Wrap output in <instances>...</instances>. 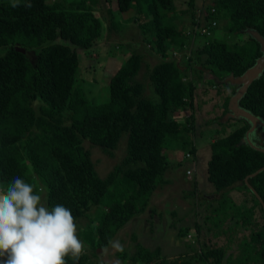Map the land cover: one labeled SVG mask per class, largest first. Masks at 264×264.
<instances>
[{
	"label": "trees",
	"instance_id": "obj_1",
	"mask_svg": "<svg viewBox=\"0 0 264 264\" xmlns=\"http://www.w3.org/2000/svg\"><path fill=\"white\" fill-rule=\"evenodd\" d=\"M114 1L116 9L107 10L110 25L122 28L119 17L133 11L143 47L149 43L161 58L148 71L157 101L145 96L138 78L143 52H129L110 76L101 102L88 97L82 87L87 81H78L77 49L90 53L103 33L104 22L94 9L97 0H19L15 8L14 0H0V189L20 176L49 208L63 204L76 222L87 216L79 235L91 254L84 251L79 264H93L97 248L108 246L120 228L149 206L173 159L180 165V153L194 156L196 147L188 135L194 115L183 120L174 114L193 106L195 87L202 81L218 88L220 78L244 73L261 55L259 42L245 30L255 29L264 37V0H213L207 8L209 18L216 20L210 35L194 32L193 0L186 10L177 9L175 0ZM30 50L35 51L34 60ZM177 52H183L181 60L169 57ZM232 93L233 88L225 96L222 115ZM239 106L264 119V69L248 85ZM236 121L233 130L212 141L207 180L217 196L204 201L212 208L210 222L215 214L216 225L229 219L236 229H248V235L226 254L229 245H194L195 239L188 246L191 254L169 259L160 246L136 241L131 251L125 247L118 252L122 258L136 264H264V207L244 180L264 166V152L240 143L249 123ZM123 134L124 156L101 177L83 140L112 156ZM248 182L264 204V170ZM231 189L250 196L237 203ZM177 230L179 238L190 235L187 225Z\"/></svg>",
	"mask_w": 264,
	"mask_h": 264
},
{
	"label": "rangeland",
	"instance_id": "obj_2",
	"mask_svg": "<svg viewBox=\"0 0 264 264\" xmlns=\"http://www.w3.org/2000/svg\"><path fill=\"white\" fill-rule=\"evenodd\" d=\"M188 1L175 0L176 8L179 10L188 9ZM212 3L213 0H193L192 9L195 21L199 19V15L200 17L204 15L205 20L210 19L207 8ZM116 7L114 0H97L94 4L95 11L104 22H102L103 33L100 38L93 42L90 53L86 54L82 48L77 49L80 59L77 79L78 81L80 79L87 81V85L83 84L82 87L86 90L88 97L95 102H101L107 97L110 76L129 55V52H143L144 56L138 78L143 81L145 96L157 101L158 96L148 78V71L161 58L150 50L149 43L143 47L139 28L132 17L133 11L125 12L119 17V25L123 24L122 28L115 29L114 26L110 25L107 10L108 8L113 10ZM205 20L202 19L198 22V28L205 24ZM185 23L186 25L191 23L187 14H185ZM195 39L201 42V38L197 34ZM196 40H194V44ZM124 45L126 50L122 49ZM185 52H189V48ZM28 54L29 58L34 60L35 51L30 50ZM181 55H183V52H177L176 55L169 54V57L172 59L171 56H174L177 60H181ZM205 76L210 78L208 75ZM205 83L200 81L195 87L193 106L184 107L183 110L174 114L175 117L183 120L191 113L194 115L193 128L188 133L196 147L194 156L191 154L189 158H185L180 153V165H177L178 162L173 159V163L169 165L164 173L165 181L153 191L149 206L130 219L116 232L111 240L119 241L123 248L126 247L129 251L134 248L135 242L139 241L150 248L160 246L163 257L172 259L187 254V252L191 254L192 251L188 246L193 244L196 239L194 245L206 243L209 247H223L225 249L229 245L226 254L235 250L237 242H239L238 239H242L249 233L248 229H243L239 225L236 229L234 227L235 223L231 224L229 219H226L224 223L220 222V226H218L214 222L219 220V217L215 214L212 215V222L208 218L212 208L207 206L204 200H213L217 196L213 185L207 180V162L211 156V144L216 138L227 135L239 123L232 120L231 117L226 118V114L222 115V104L225 96L232 91V85L218 83L217 88L211 86L208 82L207 85ZM125 143L126 134H123L112 156H109L101 147L94 145L89 140H83L82 144L89 151L97 173L104 177L113 165L124 156ZM183 153L185 155L184 151ZM187 170H189V173ZM192 191L196 192L193 196L189 193ZM229 195L237 203L239 201L244 202L245 198L250 196L244 190L238 191L235 189H231ZM43 202L45 203L44 199ZM212 204L216 205V201ZM89 213L92 215L91 212ZM260 218L259 216L258 219L260 220ZM214 219L217 220L214 221ZM88 220L89 218L86 216L76 222L78 226L77 235L81 241L79 232ZM195 224L199 225V232L196 231ZM185 225L189 226L188 234L190 235L179 238L177 229ZM215 232H218V235H215ZM230 237H234L231 243L229 242ZM96 251L97 254L92 259L93 264H117V262L118 264H136L122 258L118 253L119 251L114 249L111 244L106 247H99ZM85 252L91 254V250L86 246ZM224 262V260H221L220 264H225ZM150 264H153V262Z\"/></svg>",
	"mask_w": 264,
	"mask_h": 264
},
{
	"label": "clouds",
	"instance_id": "obj_3",
	"mask_svg": "<svg viewBox=\"0 0 264 264\" xmlns=\"http://www.w3.org/2000/svg\"><path fill=\"white\" fill-rule=\"evenodd\" d=\"M18 3L14 0L12 7ZM252 132L240 143L250 145ZM257 147L253 148L264 152V146ZM187 154L185 158L190 157ZM77 229L71 209L63 204L49 208L34 186L20 176L13 177L6 189H0V264H67L68 259L79 264L85 246ZM110 244L117 251L124 250L119 241Z\"/></svg>",
	"mask_w": 264,
	"mask_h": 264
},
{
	"label": "water",
	"instance_id": "obj_4",
	"mask_svg": "<svg viewBox=\"0 0 264 264\" xmlns=\"http://www.w3.org/2000/svg\"><path fill=\"white\" fill-rule=\"evenodd\" d=\"M249 35L254 37L260 44V51L261 55L256 59L254 65L249 67L244 71V73L240 75H233L230 73L229 75L224 76L222 79H220V82L224 84H230L232 86L236 87V91L232 97H230L228 102V112L226 113V118L228 116L230 117H243L245 120H247L251 127L246 131V135L244 139L241 141L248 140V133L252 132L254 130V127L256 124L262 125L264 127V121L260 119L259 117L253 115L250 111L246 110L245 108L239 106V99L242 97V95L245 93L248 85L258 76L261 74V72L264 69V37L255 29L248 28L245 30ZM17 50L24 52L25 49L21 47H17ZM252 147L258 148L256 145L250 144ZM264 170V166L258 168L254 172L248 174L244 180L248 186V188L256 195V197L259 199V201L262 203L263 207V201L261 200L260 196L257 194L255 189L249 184L248 178L256 175L257 173Z\"/></svg>",
	"mask_w": 264,
	"mask_h": 264
},
{
	"label": "flooded vegetation",
	"instance_id": "obj_5",
	"mask_svg": "<svg viewBox=\"0 0 264 264\" xmlns=\"http://www.w3.org/2000/svg\"><path fill=\"white\" fill-rule=\"evenodd\" d=\"M232 88H233V93L231 94L230 97H232V95H234V93L236 91V87L235 86H232ZM228 111L229 110H228V105H227V111L225 113H227ZM233 119H235V120H241V121H246L243 117H239V116H236ZM249 127H251V124L250 123H249ZM249 127H248V129H249ZM253 131L254 132H252V133L249 134L250 143L253 144V145H256V146H264V127L262 125L256 124Z\"/></svg>",
	"mask_w": 264,
	"mask_h": 264
},
{
	"label": "built area",
	"instance_id": "obj_6",
	"mask_svg": "<svg viewBox=\"0 0 264 264\" xmlns=\"http://www.w3.org/2000/svg\"><path fill=\"white\" fill-rule=\"evenodd\" d=\"M214 10H215L214 8H211V12H214ZM202 19L205 20L204 15L202 17H200L199 15V19H197L196 25L193 26L194 32H199L201 34L210 35L211 34L210 27H213L216 25V20L215 19L205 20V24L202 25L200 28H198V22L201 21ZM172 55H176V53H173ZM171 57H174V56H171ZM187 156H189V154H187ZM187 172L189 173V170H187Z\"/></svg>",
	"mask_w": 264,
	"mask_h": 264
}]
</instances>
